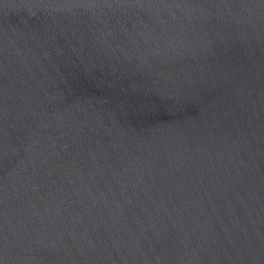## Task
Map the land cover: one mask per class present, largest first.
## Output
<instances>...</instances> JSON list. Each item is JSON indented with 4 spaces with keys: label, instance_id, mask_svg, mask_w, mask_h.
<instances>
[{
    "label": "water",
    "instance_id": "obj_1",
    "mask_svg": "<svg viewBox=\"0 0 264 264\" xmlns=\"http://www.w3.org/2000/svg\"><path fill=\"white\" fill-rule=\"evenodd\" d=\"M0 264H264V0H0Z\"/></svg>",
    "mask_w": 264,
    "mask_h": 264
}]
</instances>
